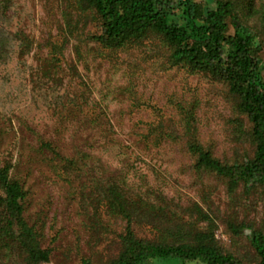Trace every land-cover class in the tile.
<instances>
[{
  "label": "rangeland",
  "instance_id": "obj_1",
  "mask_svg": "<svg viewBox=\"0 0 264 264\" xmlns=\"http://www.w3.org/2000/svg\"><path fill=\"white\" fill-rule=\"evenodd\" d=\"M102 30L83 0H0V169L23 188L22 222L51 250L42 264H111L129 229L170 244L206 233L257 264L232 227L262 228L263 188L232 186L191 149L224 165L254 158L238 98L173 62L161 36L107 46L95 39ZM6 216L0 204V225ZM2 232L0 264H26L22 226Z\"/></svg>",
  "mask_w": 264,
  "mask_h": 264
},
{
  "label": "trees",
  "instance_id": "obj_2",
  "mask_svg": "<svg viewBox=\"0 0 264 264\" xmlns=\"http://www.w3.org/2000/svg\"><path fill=\"white\" fill-rule=\"evenodd\" d=\"M102 20L96 41L107 46H121L148 34L161 36L172 48L171 59L184 63L192 72L205 73L215 81L225 82L238 98L240 112L253 125L256 145L254 158L241 164L224 165L197 144V165L229 179L232 186L243 183L247 189L264 190V2L258 0H83ZM254 20V22H253ZM255 20L259 22L256 23ZM231 26L234 33H231ZM7 171V170H6ZM0 169L5 198H0L7 216L0 227L2 234L22 226L19 239L26 252V264L50 261L51 250L43 249L34 231L23 220V188ZM236 235L248 238L259 261L264 264V221L261 229L241 224L232 227ZM1 234V235H2ZM196 245L150 242L137 239L129 229L125 248L111 264H155L178 260L180 264H244L225 252L206 233L198 235ZM82 264H92L85 260Z\"/></svg>",
  "mask_w": 264,
  "mask_h": 264
}]
</instances>
